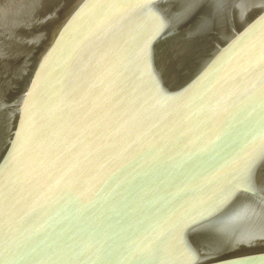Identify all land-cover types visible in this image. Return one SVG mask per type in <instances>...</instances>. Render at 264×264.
Segmentation results:
<instances>
[{
	"label": "water",
	"instance_id": "95a60500",
	"mask_svg": "<svg viewBox=\"0 0 264 264\" xmlns=\"http://www.w3.org/2000/svg\"><path fill=\"white\" fill-rule=\"evenodd\" d=\"M0 264H264V0H0Z\"/></svg>",
	"mask_w": 264,
	"mask_h": 264
}]
</instances>
